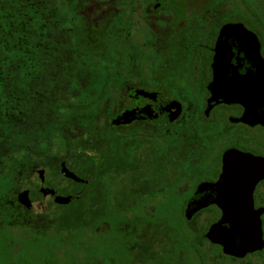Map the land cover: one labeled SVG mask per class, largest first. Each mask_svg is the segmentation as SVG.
Wrapping results in <instances>:
<instances>
[{"label":"flooded vegetation","instance_id":"af4514ba","mask_svg":"<svg viewBox=\"0 0 264 264\" xmlns=\"http://www.w3.org/2000/svg\"><path fill=\"white\" fill-rule=\"evenodd\" d=\"M231 1L223 0L217 9L212 8L211 0L85 3L94 14L92 20L100 26L106 24L110 87L122 97L108 119L94 122L92 154L95 172L116 176L107 195L100 193L106 186H93L94 205L104 206L106 201L108 208L123 207L131 213L126 228L132 221L140 227L139 231L138 226L132 227L128 234L124 264H161L162 256L169 253L174 264H264V125L241 120L243 104L214 98L208 87L214 74L213 48L222 28L221 39L230 53L226 77L230 71L241 75L255 72L247 53L248 41H258L264 60V9L233 8ZM218 14L220 21L213 23L212 15ZM234 25L243 31L235 30ZM149 100L174 108L178 114L159 124L151 119L155 115L147 109ZM122 115L123 119L116 120ZM107 132L108 137L103 135ZM230 151L236 154L224 157ZM61 162L75 174L66 160L48 165L54 168H0V239L6 245L0 247L3 264L22 260L27 261L23 264H37L33 253L15 262L9 256L24 254L26 244L32 245L36 237L58 228L63 245L52 251L56 259L66 260L63 220L51 224L44 216L55 212L56 205L67 204L55 202L56 196H70L71 200ZM24 191L29 204L20 200ZM80 194L84 196L83 188ZM45 198H49L45 208L33 210L34 203ZM222 206L233 209L235 216L252 206L260 220L259 248L234 256L206 236L210 226L221 219ZM160 207L172 209L175 215H158ZM114 220V215L107 216L96 234L106 236L98 230L109 228ZM165 222L174 224L172 232L163 231ZM4 233L10 235L4 237ZM108 236L114 250L115 240ZM114 255L109 257L112 264ZM38 264H50V260ZM93 264L101 263L94 260Z\"/></svg>","mask_w":264,"mask_h":264},{"label":"trees","instance_id":"16d2710c","mask_svg":"<svg viewBox=\"0 0 264 264\" xmlns=\"http://www.w3.org/2000/svg\"><path fill=\"white\" fill-rule=\"evenodd\" d=\"M86 2L0 0V168H54L48 165L66 160L78 180L65 177L71 200L45 213V220H63L62 230L69 234L95 235L102 221L114 215V224L98 231L114 238L115 264H124L128 234L140 227L132 221L126 228L131 213L123 207L108 208L106 201L94 205L93 186H106L100 193L107 195L116 176L95 172L92 154L94 122L108 119L122 97L110 87L106 24L92 20ZM222 2L211 0L212 8ZM220 17L212 15V22ZM158 215L175 213L160 207ZM163 226L164 232L173 231L174 224Z\"/></svg>","mask_w":264,"mask_h":264},{"label":"water","instance_id":"95a60500","mask_svg":"<svg viewBox=\"0 0 264 264\" xmlns=\"http://www.w3.org/2000/svg\"><path fill=\"white\" fill-rule=\"evenodd\" d=\"M233 28L243 31L239 26L234 25ZM224 29L222 28L220 30L219 36L214 44L212 63L214 74L208 87L211 88L214 98H222L226 102H239L243 104L245 110L241 120L264 125V60L259 52V43L255 39L253 42L248 41L246 44L248 56L256 66L255 72H248L241 75L237 71H230L228 72L229 76L227 78L225 76V64L226 58H228L230 53L224 41L221 39ZM147 103V109L153 110L155 115L151 119L155 120V122L157 121L159 124L160 122L166 123L170 121L178 114V111L165 104H158L151 100ZM124 115L126 116V114ZM124 115L117 117L116 120L123 119L125 117ZM234 154L236 152H226L224 157L234 156ZM237 155L244 158L248 157L245 154V156H241L242 154ZM60 172L67 178L78 180V177L65 166L64 162L60 164ZM41 190L46 192L44 188H41ZM48 191L53 193L52 190ZM21 196L20 200L29 204L28 199L25 197V191L21 193ZM54 200L57 203L66 204L70 201V196L58 195ZM221 208L223 210L221 219L210 226L206 236L213 242L219 243L226 253L234 256H242L248 251L259 248L262 244L260 220L258 214L254 213L252 206L244 207L242 213L236 216L232 214L231 210L233 209L224 206ZM186 215L189 217L188 211ZM224 222L228 223L227 227L223 225Z\"/></svg>","mask_w":264,"mask_h":264},{"label":"rangeland","instance_id":"374dc122","mask_svg":"<svg viewBox=\"0 0 264 264\" xmlns=\"http://www.w3.org/2000/svg\"><path fill=\"white\" fill-rule=\"evenodd\" d=\"M245 3L241 5L239 0H232L229 3L230 6L233 5V8H238L239 6H246L251 10L257 11L264 9V0H243ZM232 4V5H231ZM258 12V11H257ZM59 175V174H58ZM49 176V175H48ZM47 176V177H48ZM58 178H60L58 176ZM51 182V180L49 179ZM49 198L42 199L39 202L34 203L33 210L36 212H40L43 210L48 202ZM11 231V229H8ZM16 231V230H15ZM65 239L64 242L68 244V248L66 250L67 258L66 260L57 259L53 255V249L57 248L60 249L61 246V235L60 231H52L45 236H38L35 239L34 244H26V251L23 252L24 254H19L18 256H9L12 261H17L19 259H23L24 257L27 258L29 253H33L36 256V263L38 264L40 260L49 259L50 264H93L95 261H100L101 264H112L109 261V257L115 254L116 249L112 250V243L108 236H99V234L91 235L86 234L83 231H80L77 235V231L72 232L69 234L66 230H63ZM17 232V231H16ZM4 237H7L10 234L4 233ZM12 234V232H11ZM0 247H6L5 243L0 239ZM7 253L9 254L10 251L8 250ZM23 257V258H22ZM122 257V256H120ZM3 255H0V264H3L1 260ZM115 258V255H114ZM174 256L172 254H164L162 256V263L161 264H174ZM27 262L26 260H22L16 262L15 264H23Z\"/></svg>","mask_w":264,"mask_h":264}]
</instances>
